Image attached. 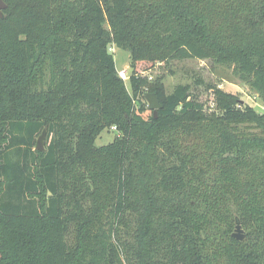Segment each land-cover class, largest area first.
Here are the masks:
<instances>
[{
  "label": "trees",
  "instance_id": "16d2710c",
  "mask_svg": "<svg viewBox=\"0 0 264 264\" xmlns=\"http://www.w3.org/2000/svg\"><path fill=\"white\" fill-rule=\"evenodd\" d=\"M4 2L0 264H264V138L234 129L264 134V113L219 95L202 118L189 85L167 94L143 76L213 59L264 97V0ZM113 46L131 55L134 94ZM146 92L159 96L158 118ZM241 202L243 241L231 220L210 218Z\"/></svg>",
  "mask_w": 264,
  "mask_h": 264
},
{
  "label": "rangeland",
  "instance_id": "374dc122",
  "mask_svg": "<svg viewBox=\"0 0 264 264\" xmlns=\"http://www.w3.org/2000/svg\"><path fill=\"white\" fill-rule=\"evenodd\" d=\"M65 12L66 10L63 8L54 11V16L56 17L54 21L59 20ZM111 52L114 55L118 71H125L128 73V76L132 75L130 53L115 46ZM143 76L148 77L149 85L162 83L167 94H171L179 85H189L191 87L192 97H197L204 104L202 118H207L213 113L215 107L214 101L219 95H225L233 100H240L243 105L252 108L256 113H264V97L252 90L249 84L237 74L235 66L231 64L218 62L213 59H175L166 63L157 64L151 70L144 72ZM125 84L129 92L134 94L130 82L126 81ZM145 90L146 88H140L138 93H143ZM134 104L135 107H139L136 101ZM234 129L246 135H255L256 137L264 138L263 131L254 124L236 125ZM181 134L183 135V133ZM116 136L117 132L115 130H106L96 140L95 146L101 147L108 145L114 141ZM185 139L188 141L189 137L186 136ZM10 157H13L12 159L15 161L18 160L14 155H10ZM212 195L214 196L215 194L212 193ZM242 203H239L238 205L240 206L237 205L229 211H226L224 208L220 209L221 205H219L220 210L212 209L210 218L219 225L227 219L231 220V235L236 230V219V221L242 223L246 235V213ZM225 237L227 238V233Z\"/></svg>",
  "mask_w": 264,
  "mask_h": 264
},
{
  "label": "water",
  "instance_id": "95a60500",
  "mask_svg": "<svg viewBox=\"0 0 264 264\" xmlns=\"http://www.w3.org/2000/svg\"><path fill=\"white\" fill-rule=\"evenodd\" d=\"M7 8L6 3L4 0H0V17L3 18V11ZM145 99L148 103V107L150 110L154 112V117L158 118V111L162 109L163 105L160 102L159 96L156 93H146ZM47 130L45 129L41 136L37 140L36 144V150L39 151H44L45 150V145L44 141L46 138ZM233 237L239 241H243L246 237L242 223L240 221H236V230L235 233L233 234Z\"/></svg>",
  "mask_w": 264,
  "mask_h": 264
},
{
  "label": "built area",
  "instance_id": "2783aa9c",
  "mask_svg": "<svg viewBox=\"0 0 264 264\" xmlns=\"http://www.w3.org/2000/svg\"><path fill=\"white\" fill-rule=\"evenodd\" d=\"M114 47V46H113ZM112 47V48H113ZM112 48H111V51H112ZM119 76L121 79H123L125 82L129 80V76H128V73L125 72V71H119ZM113 130H116L115 127H113Z\"/></svg>",
  "mask_w": 264,
  "mask_h": 264
}]
</instances>
